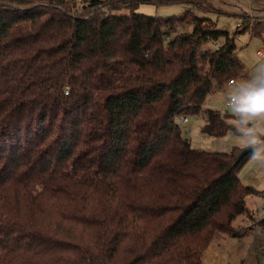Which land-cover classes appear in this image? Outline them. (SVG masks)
<instances>
[{"label": "trees", "instance_id": "1", "mask_svg": "<svg viewBox=\"0 0 264 264\" xmlns=\"http://www.w3.org/2000/svg\"><path fill=\"white\" fill-rule=\"evenodd\" d=\"M212 4L0 0V264H202L216 233H243L251 153L193 147L176 120L244 72L234 36L194 11ZM204 114L203 133H236L231 113Z\"/></svg>", "mask_w": 264, "mask_h": 264}, {"label": "rangeland", "instance_id": "2", "mask_svg": "<svg viewBox=\"0 0 264 264\" xmlns=\"http://www.w3.org/2000/svg\"><path fill=\"white\" fill-rule=\"evenodd\" d=\"M213 9L205 13L196 11L199 16H207L209 21H202L201 25L210 24L218 30H225L234 36L236 51L244 64L242 75L235 77L234 83H226L224 86L213 90L208 94L198 113L187 114L188 121L181 122L180 128L190 139L193 147L213 151H228L232 146L240 145V138L237 133L231 130L222 135H209L201 131L204 122V109L206 107L218 108L222 113H231V109L226 105V95L235 83L248 80L254 73L258 64H264V56H259L258 49L264 51V32L261 36L252 35L249 29L243 30L242 15L247 13L254 22L263 21L264 25V3L253 0H213ZM191 8L187 3H172L157 5L153 3H140L137 11L148 15L173 16L183 13ZM193 23H185L183 30H191ZM182 28H178L181 30ZM223 40V35L210 39L205 44L207 47H216ZM234 117L229 121H233ZM260 127H264V122H260ZM240 147V146H239ZM240 179L261 193L248 194L246 196V206L254 211L253 216L258 219L264 215V164L253 161L250 157L237 171ZM241 215V214H240ZM244 215V213L242 214ZM240 220L239 215L233 223L236 229L241 230L237 225ZM250 225L239 237H232L227 233L218 232L214 235L209 244V250L204 264H264V228L257 225ZM257 227V229H256ZM227 234V235H224ZM234 238V239H233ZM233 243L231 244V241ZM262 247V250H260ZM225 248L227 255L220 251ZM233 252V257L229 253Z\"/></svg>", "mask_w": 264, "mask_h": 264}, {"label": "clouds", "instance_id": "3", "mask_svg": "<svg viewBox=\"0 0 264 264\" xmlns=\"http://www.w3.org/2000/svg\"><path fill=\"white\" fill-rule=\"evenodd\" d=\"M234 117L232 127L241 148H251V159L264 164V64H258L248 80L235 83L226 95Z\"/></svg>", "mask_w": 264, "mask_h": 264}, {"label": "crops", "instance_id": "4", "mask_svg": "<svg viewBox=\"0 0 264 264\" xmlns=\"http://www.w3.org/2000/svg\"><path fill=\"white\" fill-rule=\"evenodd\" d=\"M260 193H261V191H260ZM245 203H246V198H245ZM246 208H247V206H246ZM252 213H254V211L252 210V209H249V208H247V211L244 213V215H239V217H240V220L238 221V227L241 229V230H246L250 225H254L255 226V224L259 221V219H261V217L260 218H256L255 217V214H254V216H253V214ZM235 220V219H234ZM233 220V221H234ZM232 225L233 226H235L236 224L235 223H233L232 222ZM258 225V224H257ZM256 229H257V227H256ZM224 235H227V234H224ZM232 237H239V236H232ZM213 239V238H212ZM234 239V238H233ZM233 243V240L231 241V244ZM208 250H209V247L206 249V251H205V253H204V256H203V260H202V264H204L205 263V260H206V255H207V252H208ZM221 251H223V253H225V255H227V250L225 249V248H223V249H220V251H219V253L221 252ZM229 257L231 258V257H233V252H231V253H229Z\"/></svg>", "mask_w": 264, "mask_h": 264}, {"label": "built area", "instance_id": "5", "mask_svg": "<svg viewBox=\"0 0 264 264\" xmlns=\"http://www.w3.org/2000/svg\"><path fill=\"white\" fill-rule=\"evenodd\" d=\"M256 53L259 55V56H264V51H262V50H260V49H258L257 51H256ZM235 82V79H233V78H230L229 80H228V83H234ZM226 105H228V103H227V100H226ZM176 120L178 121V122H187L188 121V118L186 117V116H178V117H176ZM260 250H262V247H260Z\"/></svg>", "mask_w": 264, "mask_h": 264}, {"label": "water", "instance_id": "6", "mask_svg": "<svg viewBox=\"0 0 264 264\" xmlns=\"http://www.w3.org/2000/svg\"><path fill=\"white\" fill-rule=\"evenodd\" d=\"M252 149L251 148H242L241 151L238 153L236 161H239L242 159L246 154L251 153Z\"/></svg>", "mask_w": 264, "mask_h": 264}]
</instances>
